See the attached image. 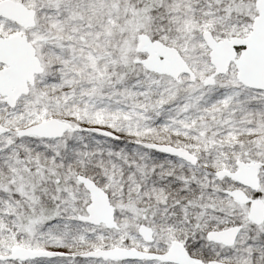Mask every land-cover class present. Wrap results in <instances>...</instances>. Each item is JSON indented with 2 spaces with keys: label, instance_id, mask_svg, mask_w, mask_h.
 <instances>
[{
  "label": "snow or ice",
  "instance_id": "snow-or-ice-1",
  "mask_svg": "<svg viewBox=\"0 0 264 264\" xmlns=\"http://www.w3.org/2000/svg\"><path fill=\"white\" fill-rule=\"evenodd\" d=\"M0 264H264V0H0Z\"/></svg>",
  "mask_w": 264,
  "mask_h": 264
}]
</instances>
